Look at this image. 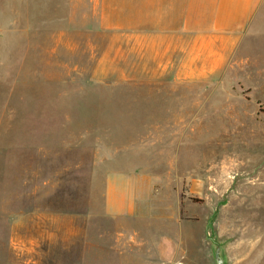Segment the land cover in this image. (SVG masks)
<instances>
[{
    "label": "rangeland",
    "instance_id": "1",
    "mask_svg": "<svg viewBox=\"0 0 264 264\" xmlns=\"http://www.w3.org/2000/svg\"><path fill=\"white\" fill-rule=\"evenodd\" d=\"M87 13L88 0H0V264H216L210 218L228 264H264V11L240 64L177 90L194 100L185 120L125 102L157 89L92 79ZM97 162L181 195L187 257L125 255L124 225L91 208Z\"/></svg>",
    "mask_w": 264,
    "mask_h": 264
},
{
    "label": "crops",
    "instance_id": "2",
    "mask_svg": "<svg viewBox=\"0 0 264 264\" xmlns=\"http://www.w3.org/2000/svg\"><path fill=\"white\" fill-rule=\"evenodd\" d=\"M88 3V15L81 25L78 17L76 23L77 30L90 34L92 79L157 89L159 95L130 96L125 102L140 104L139 113L149 114L148 118L164 105L172 114L169 118L182 120L193 118L194 100L177 90L240 64L244 39L264 11V0ZM109 159L111 163L114 156ZM112 165L100 171L95 163L89 197L93 210L124 225L118 246L125 255L148 258V263L157 255L169 262L187 257L184 240H193L194 234L181 216V195H156L151 173Z\"/></svg>",
    "mask_w": 264,
    "mask_h": 264
},
{
    "label": "water",
    "instance_id": "3",
    "mask_svg": "<svg viewBox=\"0 0 264 264\" xmlns=\"http://www.w3.org/2000/svg\"><path fill=\"white\" fill-rule=\"evenodd\" d=\"M212 221V218L208 220V224L206 226V237L211 242L214 259L216 264H228L225 252V241L219 240L215 232H210L212 229Z\"/></svg>",
    "mask_w": 264,
    "mask_h": 264
}]
</instances>
